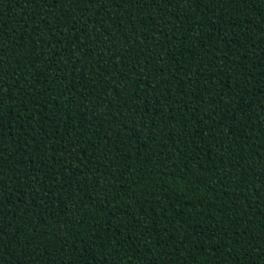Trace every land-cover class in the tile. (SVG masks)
Here are the masks:
<instances>
[{
  "label": "trees",
  "instance_id": "obj_1",
  "mask_svg": "<svg viewBox=\"0 0 264 264\" xmlns=\"http://www.w3.org/2000/svg\"><path fill=\"white\" fill-rule=\"evenodd\" d=\"M0 264H264V0H0Z\"/></svg>",
  "mask_w": 264,
  "mask_h": 264
}]
</instances>
